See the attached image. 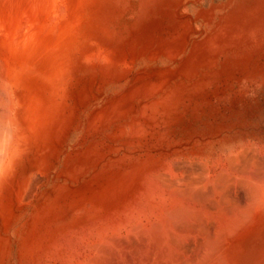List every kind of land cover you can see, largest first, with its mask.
Returning <instances> with one entry per match:
<instances>
[{
    "label": "rangeland",
    "instance_id": "obj_1",
    "mask_svg": "<svg viewBox=\"0 0 264 264\" xmlns=\"http://www.w3.org/2000/svg\"><path fill=\"white\" fill-rule=\"evenodd\" d=\"M82 1L51 17L69 42L21 61L8 88L22 137L0 175V263L23 261L32 222L65 187H96L130 153L191 137L205 155L264 144V0H86L80 13Z\"/></svg>",
    "mask_w": 264,
    "mask_h": 264
},
{
    "label": "bare ground",
    "instance_id": "obj_2",
    "mask_svg": "<svg viewBox=\"0 0 264 264\" xmlns=\"http://www.w3.org/2000/svg\"><path fill=\"white\" fill-rule=\"evenodd\" d=\"M20 1L11 0L7 11L6 0L0 3V175L22 137L8 89L22 76L20 62L52 59L71 36L67 23L58 37L53 31L66 18L67 0ZM84 1L76 2L80 11ZM23 66L28 74L34 69ZM181 144L128 154L94 188L65 187L32 222L20 264H264V144L216 155L204 154L201 137Z\"/></svg>",
    "mask_w": 264,
    "mask_h": 264
}]
</instances>
